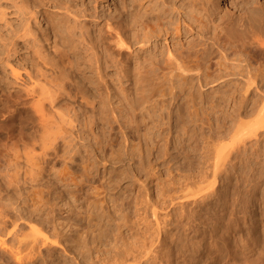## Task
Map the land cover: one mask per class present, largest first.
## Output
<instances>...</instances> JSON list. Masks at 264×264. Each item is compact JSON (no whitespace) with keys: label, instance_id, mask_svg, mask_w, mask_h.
Here are the masks:
<instances>
[{"label":"rangeland","instance_id":"1","mask_svg":"<svg viewBox=\"0 0 264 264\" xmlns=\"http://www.w3.org/2000/svg\"><path fill=\"white\" fill-rule=\"evenodd\" d=\"M16 1L0 0V207L17 191L51 198L47 206H56L47 214L63 239L64 251H54L60 264H264V126L262 152L234 159L213 187L205 178L212 138L262 101L263 86L244 85L236 62L224 60L221 77L195 87L191 102L186 89L149 90L130 110L136 133L122 127V134L110 109L119 98L124 103L119 81L129 56L114 30L126 22L125 0H37L31 12ZM220 4L227 14L236 11L229 0ZM66 9L76 20L65 25L84 32L93 56L76 43L62 45L56 23L66 21ZM37 97L43 112L55 115L56 135L80 142L77 152L64 154L56 144L42 155ZM70 109L78 123L69 122ZM211 189L198 206L188 204ZM181 194L188 199L179 209Z\"/></svg>","mask_w":264,"mask_h":264},{"label":"bare ground","instance_id":"2","mask_svg":"<svg viewBox=\"0 0 264 264\" xmlns=\"http://www.w3.org/2000/svg\"><path fill=\"white\" fill-rule=\"evenodd\" d=\"M229 2L236 7V11L231 14H227L226 7L221 6L220 0H125L126 22L122 27L118 22L114 30L116 43L125 47L129 56V61L122 70V80L119 81L124 103L119 98L110 109L112 120L116 123L119 132L123 134L122 127H127L130 132L136 133L134 126L129 125L133 122L130 110L134 104H140L145 100L149 90L163 85L174 89H186L189 90L188 102H191L195 99L193 95L195 87L213 83L221 77V72L224 70L222 62L227 59L236 62L233 66L239 67L238 74L244 85H252L258 89L260 84L264 88V0H229ZM15 3L17 4V1ZM19 3L23 11L24 9L30 11L36 8L37 0H20ZM21 9L16 10L22 13ZM32 13L36 14L37 11L32 10ZM65 13L71 17H67ZM65 13L60 15L66 21L59 19L56 23V26L61 28L62 45L70 48L75 47L74 43H76L81 45L90 57L93 56V45L85 38L84 32L80 30L79 34H76L69 29V25H65L66 22H74L75 16L67 9ZM214 71L216 73L211 75ZM80 91L86 93L83 87ZM262 96L264 97V90ZM90 98L93 99L91 95ZM42 105V97L33 99L32 107L39 113L43 131L38 144L42 155L49 154L47 150L53 149L56 144L64 154L77 152L80 142L76 145L75 140L73 142L67 140L63 134L56 135L60 131V126L55 115L48 113L50 117L53 115L52 119L54 117L55 121L50 122V117L43 112ZM187 106L190 107L189 104ZM101 107H105L103 102ZM71 116L73 119L70 118ZM68 118L69 122L71 120L79 122L75 110H71ZM263 126L264 98L254 103L244 117L240 116L236 126L230 125L212 138L210 142L213 149L212 164L208 174H204L208 176H204L205 178H212V187L218 178L224 174L228 175L229 168L234 163L241 161L242 154L245 157L248 154H259L258 152L263 149L259 140V136L262 135L260 129ZM51 129L55 132L47 135ZM75 132L80 131L76 128ZM58 137L61 138L60 143L56 141ZM32 141L34 146L36 142L34 135ZM234 159L237 161L234 162ZM5 175L4 180L10 185V175ZM32 180L31 178L29 182ZM22 181L26 182L25 179ZM25 193L23 195L22 192L17 191L14 195L2 197L4 199L0 207V264H60L59 255L54 251L57 246L63 250L61 246L63 239L54 231L47 214L55 208L56 203L47 206L51 198L43 199V196L35 191ZM213 194L214 189H211L208 193L187 202L198 206L201 203L198 199L204 200L205 197ZM185 195H182V198L178 196L180 202L175 196L179 209L184 205L181 200L188 199ZM172 199L175 198L172 196ZM173 202L176 203V200ZM23 224H26V230H23ZM3 253H7V256L4 257ZM135 263L136 260L132 262ZM98 264L106 263L100 261ZM116 264H131V262L124 260Z\"/></svg>","mask_w":264,"mask_h":264}]
</instances>
